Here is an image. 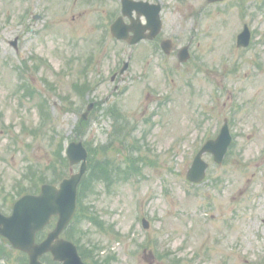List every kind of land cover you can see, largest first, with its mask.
Listing matches in <instances>:
<instances>
[{
  "label": "rangeland",
  "instance_id": "obj_1",
  "mask_svg": "<svg viewBox=\"0 0 264 264\" xmlns=\"http://www.w3.org/2000/svg\"><path fill=\"white\" fill-rule=\"evenodd\" d=\"M155 1L164 3L170 54L105 37L119 0H0V208L10 213L22 187L34 192L68 176L65 148L82 140L88 177L108 171L109 181L84 185L82 208L93 216L81 212L74 227L97 264H264V0ZM246 22L251 47L235 49ZM17 35L20 52L10 44ZM24 62L30 71L16 67ZM25 77L34 96L19 90ZM244 99L257 105L237 109ZM226 117L238 136L231 154L223 164L205 154L208 179L190 183L203 137ZM0 253L9 256L0 264H25L3 239Z\"/></svg>",
  "mask_w": 264,
  "mask_h": 264
},
{
  "label": "water",
  "instance_id": "obj_2",
  "mask_svg": "<svg viewBox=\"0 0 264 264\" xmlns=\"http://www.w3.org/2000/svg\"><path fill=\"white\" fill-rule=\"evenodd\" d=\"M141 4L143 3H137L138 6ZM140 39L141 37L136 36L131 42L135 43ZM239 40L241 45H247L248 31L240 35ZM230 141L231 136L225 125L218 139L209 141L195 158L193 166L188 171V179L194 182L201 181L207 168V163L201 158L202 154L211 151L215 154L216 161L222 162ZM67 155L71 165L82 162L78 173L63 179L59 186L43 185L39 195H25L15 203L12 215L6 216L0 212V234L6 236L15 248L29 253V264H45L40 261V257L46 252H52L54 259L63 264H85L76 245L60 238V234L76 213L78 186L88 167V151L82 142H71ZM54 215L59 216L56 228L47 239L37 244L35 241L37 232L44 228Z\"/></svg>",
  "mask_w": 264,
  "mask_h": 264
},
{
  "label": "trees",
  "instance_id": "obj_3",
  "mask_svg": "<svg viewBox=\"0 0 264 264\" xmlns=\"http://www.w3.org/2000/svg\"><path fill=\"white\" fill-rule=\"evenodd\" d=\"M57 164V163H56ZM56 164H55V166H56ZM62 166H64V164H62ZM119 170H121V168H118ZM100 173L102 174H104L105 173V170H100ZM93 174H94V176L92 177V176H87L86 178H85V180H84V182H83V184H82V188H81V191H80V206H81V211L84 213V216H87V215H85V210H86V207L85 208H82L83 207V193H84V191H85V186L84 185H86V182H88V183H90V182H92L93 181V179L95 178V177H97V176H95V173L93 172ZM59 179H61V176L60 177H58V180ZM53 181H56V179H54ZM86 218H89L88 216L86 217ZM79 233V232H78ZM67 234H68V237L69 238H71L72 240H74L78 245H79V248H80V251H81V254H82V256H83V258L87 261V262H89L90 260H91V255H90V253H89V251L82 245V244H80V242L82 241V239H81V233H79V234H77V233H75V232H73V231H67ZM46 259L48 260V262L50 263V264H55V263H53L50 259H49V257H46Z\"/></svg>",
  "mask_w": 264,
  "mask_h": 264
},
{
  "label": "flooded vegetation",
  "instance_id": "obj_4",
  "mask_svg": "<svg viewBox=\"0 0 264 264\" xmlns=\"http://www.w3.org/2000/svg\"><path fill=\"white\" fill-rule=\"evenodd\" d=\"M164 33L163 32H160L159 35L156 36L155 39L153 40H149L147 41L148 43H150L151 47L155 50H156V43L158 42L160 44V42H162V40L164 39ZM18 40H19V46H18V49L16 50L17 52H20V44H21V39H20V36H18ZM24 67H26L25 69H23ZM17 68L19 69V71H22V70H28L30 71V67L29 65H26V63L24 62V64L21 65V67H18Z\"/></svg>",
  "mask_w": 264,
  "mask_h": 264
}]
</instances>
